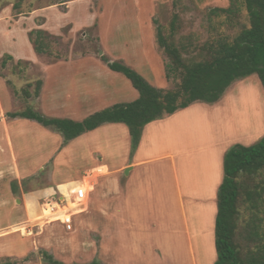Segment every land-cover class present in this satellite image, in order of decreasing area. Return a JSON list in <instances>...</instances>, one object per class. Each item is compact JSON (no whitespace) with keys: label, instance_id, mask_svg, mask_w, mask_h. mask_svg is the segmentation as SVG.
<instances>
[{"label":"rangeland","instance_id":"1","mask_svg":"<svg viewBox=\"0 0 264 264\" xmlns=\"http://www.w3.org/2000/svg\"><path fill=\"white\" fill-rule=\"evenodd\" d=\"M228 6L227 0H0V112L7 115L30 107L49 118L80 121L115 104L130 103L137 99L138 93L130 82L122 74L110 71L101 57L108 62H122L156 88L171 89L175 83L165 77L168 58L155 42L154 23L164 27L168 34L172 13L178 14L174 39L178 46L188 47L187 54L183 52V57L188 59L194 57L198 49L217 34L214 29L218 26V20L213 19L215 25L210 26L208 11ZM245 17L243 14L238 21H245ZM217 28L227 34L237 31L225 26ZM35 30H42L50 35L45 39L49 55H37L34 52L29 33ZM31 38L34 40L35 35ZM6 55H10L12 60H7L2 66ZM57 56L59 59H55ZM70 60L75 62L73 70L64 73L59 67L50 70L57 62ZM38 81L42 85L39 97L36 98L34 92ZM23 91H27L30 97L26 98ZM225 93L215 112L208 106L203 112L200 109L192 110L175 120H168L169 122V118L153 122L154 125H150L146 134H141L139 143L142 138L143 141L140 155L160 157L172 152L176 158L178 177L183 182L185 171L192 170L201 175L206 165L209 166L210 158L200 150L210 143L220 145L226 151L236 144L251 146L257 143L264 136V91L258 77L251 75L236 80ZM17 121L30 123L24 127L19 124L9 127L17 146L21 144L20 139L27 138L28 145L32 148L31 158L24 160L26 168L35 167L42 153L46 155L50 150V147L42 148V131L58 135L62 141L59 150L64 147L58 158L60 167L57 170H52V160L46 161L40 166L41 170H34L30 176L16 184L17 188L27 194L36 217H41L43 210H48L46 204L52 203L68 209L62 216L66 213L73 214L69 209L73 200L69 196H63L57 186L72 183L68 195L79 185L76 183L81 180L78 173L89 166L93 159L100 160V163L106 162L110 168H114L119 167L127 158L122 144L124 142L111 139L101 131L97 132L96 140L84 145L94 150L90 157L86 155L82 160L77 156L82 157L84 152L87 154L88 148H80L79 155L75 154L73 140L64 145L59 133L44 128L35 121ZM162 121L164 122L157 124ZM102 127L100 129L107 125ZM46 144L49 145L48 142ZM137 147L132 150L130 140L129 159ZM218 151H221L220 148ZM95 152L100 156H96ZM151 167L158 169L160 174L163 172L164 175H160V178L162 182L166 179L168 186L163 185L159 187V192L154 193L153 206H146L148 200H143V207L138 210L140 217L146 221L154 219L158 222L157 235L161 233V228H167L171 234L178 236L171 240L164 237L161 242L175 243L183 254L186 243L182 234V213L170 163L168 160H158ZM133 177L134 175L131 179ZM116 178L122 182L127 179L124 172L117 174ZM84 181L87 185L91 177L86 176ZM7 182L10 183L7 177L0 178L2 197L6 195ZM100 187L101 185L97 191ZM46 189H49V194L43 195L42 192ZM97 191L94 194L95 200L89 203L85 212L73 214L71 231H67L59 219L50 221L44 217L41 221L31 222L29 218L22 219L16 225L2 224L0 233H6L0 235V241L9 238L18 241L11 240L14 241L13 249L4 244L0 246V264H50L43 253L62 264H90L93 261L105 264V256L111 257V253L110 250L102 249L104 241L101 240L100 230L104 226L111 228L113 221L119 222L117 219H126L132 227H136L131 220L137 214V209L129 208L122 215L119 191L111 199H105L104 194L100 199L102 191ZM20 193L19 190L16 196ZM182 195L184 214L190 220L195 212L199 213V209L190 202L189 192L182 189ZM204 204L206 207L201 211L208 220L209 200ZM17 216L13 214L12 218ZM103 220L104 224L98 223ZM147 224H140L145 231L148 230L144 237L152 235ZM22 226L23 230L11 231L14 227ZM152 241L144 239L140 244L146 246ZM193 244L197 264H214L217 259L214 243L209 245L210 242L206 240L201 251L197 248L196 241ZM18 246L21 248L19 251ZM8 250L10 251L6 252ZM166 256L168 259V254ZM170 260H175L176 264H189V257L186 255L170 257ZM114 261L113 257L109 260L110 264L121 263ZM128 262L134 263L133 260Z\"/></svg>","mask_w":264,"mask_h":264},{"label":"trees","instance_id":"2","mask_svg":"<svg viewBox=\"0 0 264 264\" xmlns=\"http://www.w3.org/2000/svg\"><path fill=\"white\" fill-rule=\"evenodd\" d=\"M227 1V8L208 11L210 26L213 27V19L218 20L214 29L217 34L192 58L183 57L188 47L175 43L176 12L172 13L168 34L164 27L154 23L155 42L168 58L165 77L175 83L173 88H156L122 62H108L101 57L110 71L122 74L130 82L138 93L137 99L115 104L80 121L49 118L30 107L6 116L35 121L57 132L64 145L103 124H124L128 128L131 149L135 150L147 124L195 103L214 104L236 80L256 75L264 91V0ZM243 14L246 19L239 22ZM222 26L237 31L234 34L220 32L217 27ZM32 35H35L34 40ZM49 37L42 30L29 33V41L37 55H49L45 44ZM7 60L12 57L6 55L2 66ZM41 85V81L36 84V98ZM23 94L30 97L27 91ZM10 188L12 193H17L15 182ZM216 206L214 245L217 259L214 264H264V136L251 146L236 144L225 152ZM43 256L50 264H62L45 253ZM90 264L101 263L93 261Z\"/></svg>","mask_w":264,"mask_h":264},{"label":"crops","instance_id":"3","mask_svg":"<svg viewBox=\"0 0 264 264\" xmlns=\"http://www.w3.org/2000/svg\"><path fill=\"white\" fill-rule=\"evenodd\" d=\"M75 68V62L74 61H68V62H57L56 64L52 65L50 67V70L57 69L59 67V70L64 73V71H70L73 70V66ZM49 70V71H50ZM58 71V70H57ZM54 81V80H53ZM230 89V87L228 88ZM228 89L225 91L227 92ZM45 92V91H44ZM226 94V93H224ZM39 97V96H38ZM223 97V96H222ZM221 97V98H222ZM41 98V97H40ZM221 100V99H220ZM220 100L214 104H205V103H195L191 106H189L186 109L180 110V112H176L175 114L166 117L167 119L172 121L180 117L182 114H185L187 112H190L192 110H198L203 112L205 111V108H208V106H211L209 109L212 110V112H215V109L217 108V104H219ZM78 108V107H76ZM182 111V112H181ZM71 112H73L71 110ZM71 117V116H68ZM17 119L20 118H9L6 115H4V112H0V178L3 176L7 177V180L10 182L7 184L6 189V195L3 197L0 195V226L2 224H9L16 225L21 223L22 219H29L31 218V222L35 221H41L44 218L50 217L49 215H44V210L41 217L34 216V211L32 209V206L29 204V201L27 200V194H25L21 188H17V193L20 195L16 196V194L12 193L10 184L12 182H20L23 180L26 176H30L31 173L39 169L41 170L40 166L44 164L46 161L52 160L54 165L52 170H57V168L60 167L58 165V158L60 155V152L62 151L60 149V145H62L61 139L58 137V135H55L53 132L48 131H42V139H41V145L42 148L50 147V150L46 152V155H43L41 158H39V162L36 163L35 167L31 166L29 168H26V164L24 160L31 158L32 148L28 145L29 141L27 138L20 139L21 144H18V147L15 139L11 136L10 131V125L14 126L19 124V126H26L27 124H30L26 121L24 122H18ZM68 119V118H67ZM24 120V119H23ZM165 121V122H167ZM156 122V121H154ZM159 122L157 124L163 123ZM169 122V121H168ZM153 124V122L147 124L142 131V134H146L148 128H150V125ZM107 125V127H104V129H100L102 126ZM97 129L87 132L85 134H82L81 136L73 139L74 142V153L78 154L80 148L87 149L88 153L85 154V152L81 155L77 156L80 157L82 160L85 159L86 155L88 157L91 156V151L89 147H85L86 143H90V141L94 140L96 138L97 132L101 131L104 134H106L109 138L114 140H121L124 143V154L127 158L123 161L122 164H120L119 167L110 168L106 162L100 163V160L93 159L92 162L89 164V166L85 167L80 171L78 174L81 176V180H79L76 183H79L78 186H76L74 189L70 191V193L67 195V192L71 186H73L72 183L66 182L65 184H59L58 190L60 193L67 197L69 196L70 199H73L74 190L77 187H84L87 191V202L86 204L79 205V208L81 212H85L88 209L89 203L93 202L95 200L94 194L96 193L98 186L101 185V189L97 192H101V195L99 198L101 199L102 194H104L105 199H111L115 196V193L119 191V201H120V210L122 215L126 213V210L129 208H135L137 209L135 216H132L133 219L131 220L133 223H135L137 226L132 227L130 225V221H127L126 219H117L119 221L118 223L113 221V226L111 228L109 226H104L102 230H100L101 240L104 241V244H102L103 251L110 250L111 257L105 256V264H110L109 260L113 257L114 262L120 263V264H130L128 261L133 260V264H176L175 260L171 261L170 257H182V255H186V257H189V264H197L196 260V252L194 249L193 241H196L197 248L202 249L204 243L206 240L210 242L209 245L214 243L215 241V235H214V229H215V217L217 212V192L218 188L222 182L223 179V159L226 152V148H221L220 145H214L210 143L208 146H205L203 150H200L201 152L207 153V158L209 161V166L206 165L205 170L201 173V175L195 174L192 170L190 172L187 170L184 173V180L181 181L180 177H178V171L176 168V158L175 155L172 152H169L167 154H164L160 157H145V155H140V152L142 150V140L140 141L137 150L132 154L131 159H129V146H130V136L127 127H123L124 124H104ZM154 125V124H153ZM103 128V127H102ZM88 134V135H87ZM21 136V135H20ZM143 136V135H142ZM97 139V138H96ZM95 139V140H96ZM46 142L49 143V145L46 144ZM85 145V146H84ZM90 145V144H89ZM18 148L20 152L18 153ZM218 148H220V152L218 151ZM95 151H98V149ZM96 156H100L97 152L94 153ZM158 160H168L170 163V172H172V175L174 177L175 184L177 186L178 191V198H179V204L180 209L182 213V234L184 235L183 239L185 240L184 243H186V249L185 253H181L179 248H176L175 243L172 244L169 242H161V239H164V237H168V240L174 239L178 236L171 234L170 230H167V228L163 229L161 228V233L156 234L157 225L158 222L154 221V219H148L143 220L140 217L139 208L143 207V200L146 198L148 200V203L146 206H153L154 202V193L158 191L159 187L164 185V187L168 186V181L165 179L164 182H162L163 172L160 174L158 169H154L151 166L156 163ZM62 166V165H61ZM120 172H124L126 176V180L122 182L120 179H117L116 176ZM126 172V173H125ZM52 174V173H51ZM134 175L133 179L132 176ZM86 176L91 177V181L86 185L85 179ZM68 180V179H67ZM66 181V180H65ZM184 186H183V185ZM184 187V188H182ZM182 189L186 192H189V198H191L190 202H193L192 205L199 209V213L195 212V215L188 219L186 216V213L184 214V198L182 195ZM49 189H46V191L42 192L43 195L49 194ZM194 193H197L196 196H194ZM203 194V195H202ZM115 198V197H114ZM188 198V199H189ZM198 199V200H196ZM201 200H203V204H201ZM209 200L210 203V217L208 220L206 215H203V212L201 211L202 208L206 207L204 204L205 201ZM56 204V203H55ZM73 205V204H72ZM204 205V206H203ZM85 206V207H84ZM71 207V205H70ZM69 207V209H70ZM83 207L85 209H83ZM64 210H68L65 208H62ZM83 209V210H82ZM18 215L16 218H12V215ZM74 214V213H73ZM76 215V214H75ZM208 215V216H209ZM124 217V216H122ZM50 220V218H48ZM158 221V219H156ZM162 220H164L162 218ZM104 224L105 221H98V223ZM13 223V224H12ZM146 224L149 225V232H152L151 236H146V230L143 226L140 224ZM160 223V222H159ZM163 224V222L161 223ZM140 225V226H139ZM21 227H14L11 231L15 232L17 229L19 230ZM24 226L20 230H23ZM148 232V233H149ZM177 232V230H176ZM6 232L0 233V235L5 234ZM143 233V234H142ZM173 237V238H172ZM146 240H153L151 244H146V246H142L140 244V241ZM11 240H17V239H3V241H0V246L7 245L9 249H13L12 244L14 241ZM156 240H160L159 242H155ZM18 241V240H17ZM16 241V242H17ZM212 242V243H211ZM215 247V245H214ZM21 248L19 246L17 247V250L19 251ZM10 250L6 251L9 252ZM166 254H168V259ZM134 257V258H133ZM131 259V260H130ZM181 259V258H180ZM108 260V261H107ZM182 260V259H181ZM112 261V260H111ZM97 262V261H95ZM101 264H104L102 262H98ZM181 263H185L182 262ZM188 264V263H185Z\"/></svg>","mask_w":264,"mask_h":264},{"label":"built area","instance_id":"4","mask_svg":"<svg viewBox=\"0 0 264 264\" xmlns=\"http://www.w3.org/2000/svg\"><path fill=\"white\" fill-rule=\"evenodd\" d=\"M74 197H73V201H72V204L75 205H81V204H86L87 202V191L84 187L80 186V187H77L75 190H74ZM47 208L49 209V204H46ZM46 209H44L45 211ZM51 213H54V211H50ZM51 216V215H49ZM72 217H73V214H65L63 216V219H59L61 221V223L63 224V226L66 228L67 231H71L72 230Z\"/></svg>","mask_w":264,"mask_h":264},{"label":"bare ground","instance_id":"5","mask_svg":"<svg viewBox=\"0 0 264 264\" xmlns=\"http://www.w3.org/2000/svg\"><path fill=\"white\" fill-rule=\"evenodd\" d=\"M48 207H49V209L44 211V215L45 216L51 215L50 217H48V218H50V221H56V220L62 218L63 217L62 215L67 211V210H64V209L60 208L55 203H52ZM70 209L72 210V212L74 214H77V213H79V211H81V209L79 208V205H77V204L71 205ZM50 211H54V213H51Z\"/></svg>","mask_w":264,"mask_h":264},{"label":"water","instance_id":"6","mask_svg":"<svg viewBox=\"0 0 264 264\" xmlns=\"http://www.w3.org/2000/svg\"><path fill=\"white\" fill-rule=\"evenodd\" d=\"M126 173V172H125Z\"/></svg>","mask_w":264,"mask_h":264}]
</instances>
